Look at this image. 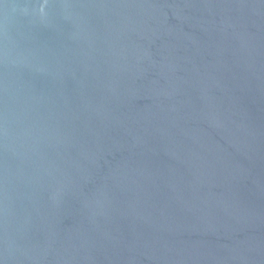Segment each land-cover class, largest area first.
<instances>
[{
  "label": "water",
  "instance_id": "95a60500",
  "mask_svg": "<svg viewBox=\"0 0 264 264\" xmlns=\"http://www.w3.org/2000/svg\"><path fill=\"white\" fill-rule=\"evenodd\" d=\"M0 264H264V0H0Z\"/></svg>",
  "mask_w": 264,
  "mask_h": 264
}]
</instances>
